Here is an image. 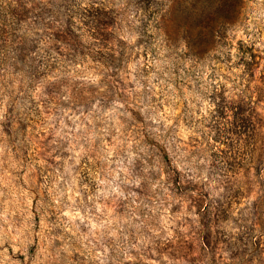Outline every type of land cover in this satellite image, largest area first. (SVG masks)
Wrapping results in <instances>:
<instances>
[{
  "label": "rangeland",
  "instance_id": "1",
  "mask_svg": "<svg viewBox=\"0 0 264 264\" xmlns=\"http://www.w3.org/2000/svg\"><path fill=\"white\" fill-rule=\"evenodd\" d=\"M0 264H264V0H0Z\"/></svg>",
  "mask_w": 264,
  "mask_h": 264
}]
</instances>
